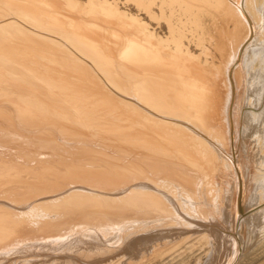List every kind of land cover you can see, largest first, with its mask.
<instances>
[{
    "label": "bare ground",
    "instance_id": "1",
    "mask_svg": "<svg viewBox=\"0 0 264 264\" xmlns=\"http://www.w3.org/2000/svg\"><path fill=\"white\" fill-rule=\"evenodd\" d=\"M258 219L264 0H0V264H238Z\"/></svg>",
    "mask_w": 264,
    "mask_h": 264
},
{
    "label": "rangeland",
    "instance_id": "2",
    "mask_svg": "<svg viewBox=\"0 0 264 264\" xmlns=\"http://www.w3.org/2000/svg\"><path fill=\"white\" fill-rule=\"evenodd\" d=\"M215 186H218V183H215ZM215 189H218V187H214ZM222 201V200H221ZM182 203H183V206H185L184 207V209H186V210H184V209H182L183 211L182 212H184V213H182L184 216H188V215H190V216H188L189 218L191 217V218H193V219H191V222L192 223H197V221H199L200 222V220L202 219V218H204V221H205V226H206V228H208V229H210L211 231H213V232H215L216 234H218L217 232H219V234H218V236L220 237L221 236V238H223V240H225V242L223 243V247L221 246V247H219L222 243H220L219 241L217 242V239H214V240H212V241H214V242H210V237L209 236H207L206 238L209 240H207V241H204V240H200V242H198L196 245H195V247H194V254H196V253H199V254H202L203 256H202V260H205L207 257H205V254H204V252H206V251H208L209 249H210V247H213V248H216V249H218V250H216L215 249V252L218 254V253H220L221 254V258L222 259H226L227 258V255L229 254V251H230V249L231 248H228L227 249V246L229 245V246H231L232 245V243H231V240H232V234H231V231H232V228H231V224L227 221L228 219H227V217H226V215H223V213H218L217 211V213L215 214V216H214V219L213 218H210V219H208L209 217H206L207 219L205 220V216H202V217H200L199 215H197V211L196 212H193L194 210L192 209V206H191V209L189 208L190 207V203H185L184 201H182ZM186 204V205H185ZM189 204V205H188ZM187 205H188V207H187ZM189 210H188V209ZM191 210V211H190ZM188 211V212H187ZM189 213V214H187V213ZM192 212V213H191ZM185 213H186V215H185ZM193 214V215H192ZM217 216V217H216ZM224 216V217H223ZM199 217V218H198ZM188 218V219H189ZM198 218V219H197ZM217 219V220H216ZM193 220V221H192ZM196 220V221H195ZM208 220V222H210V220H212L213 222H211V223H208V222H206ZM224 220V221H223ZM203 220L201 221V222H204ZM217 221V222H216ZM198 222V223H199ZM258 222V223H257ZM260 222V223H259ZM218 223V224H217ZM211 224V225H210ZM215 224H216V226H215ZM220 224V225H219ZM218 225V226H217ZM223 225V226H222ZM259 225V226H258ZM262 225V226H261ZM247 226V227H246ZM256 228H255V227ZM214 227V228H213ZM222 227V228H221ZM224 227H225V229H226V231H225V229H224ZM249 227V225H245V228H246V230L248 229V231L246 232L245 230H244V243H243V249H242V252L244 253V255H243V253L241 252V255H240V259H239V261H238V264H264V224H263V222H262V220L260 219H258V220H256V222H253V224H252V226H251V228L249 229L248 228ZM254 228V229H253ZM216 229V230H215ZM252 229V230H251ZM203 231L204 232H206L207 231V229H206V231L203 229ZM230 231V232H229ZM258 233H257V232ZM201 232H202V230H201ZM249 232L251 233V234H249ZM226 233H228V234H226ZM248 233V234H247ZM207 234H209L208 233V231H207ZM247 234V235H246ZM260 234H261V236H260ZM249 235V236H248ZM254 235V236H253ZM258 235V236H257ZM218 237V238H219ZM210 238V239H209ZM229 239V241H228V239ZM249 238H251L250 240H249ZM205 239V238H204ZM261 239V240H260ZM260 240V241H259ZM263 240V241H262ZM227 241V242H226ZM254 241V242H253ZM258 243H257V242ZM206 242H209L208 244L206 243ZM250 242V243H249ZM201 243V244H200ZM211 243V244H210ZM215 244V245H214ZM218 244H220V245H217ZM244 244H245V247H244ZM255 244V245H254ZM199 245V246H198ZM202 245H203V247H202ZM207 245V246H206ZM255 246H257V247H255ZM197 247H200V248H202V249H204L203 250V253H202V249H200V248H197ZM221 250H220V249ZM224 248V249H223ZM252 248V249H251ZM249 249V250H248ZM260 249V250H259ZM251 251V252H250ZM255 251V252H254ZM226 253V254H225ZM254 253V254H253ZM259 255V256H258ZM262 256V257H261ZM244 257V258H243ZM247 258V259H246ZM242 259V260H241ZM258 259V260H257ZM254 260V261H253ZM251 261V262H250ZM246 262H248V263H246ZM192 264H194V263H192Z\"/></svg>",
    "mask_w": 264,
    "mask_h": 264
}]
</instances>
